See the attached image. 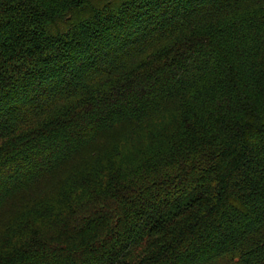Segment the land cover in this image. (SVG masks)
I'll use <instances>...</instances> for the list:
<instances>
[{"label": "trees", "instance_id": "trees-1", "mask_svg": "<svg viewBox=\"0 0 264 264\" xmlns=\"http://www.w3.org/2000/svg\"><path fill=\"white\" fill-rule=\"evenodd\" d=\"M0 264H264V0H0Z\"/></svg>", "mask_w": 264, "mask_h": 264}]
</instances>
